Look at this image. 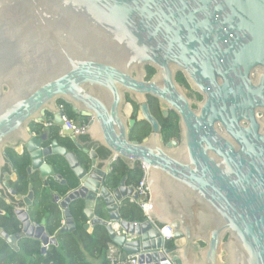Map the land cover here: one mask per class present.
I'll list each match as a JSON object with an SVG mask.
<instances>
[{
    "label": "water",
    "instance_id": "95a60500",
    "mask_svg": "<svg viewBox=\"0 0 264 264\" xmlns=\"http://www.w3.org/2000/svg\"><path fill=\"white\" fill-rule=\"evenodd\" d=\"M147 66L158 72L150 83ZM177 70L204 95L198 111L176 85ZM173 91L178 103L168 99ZM146 95L178 113L179 149L160 144ZM60 101L90 120L85 134L65 126ZM50 116L87 164L48 133L32 132ZM137 121L153 128L141 145L129 141ZM7 149L28 157V174L44 187L50 178L66 184L49 162L56 157L76 177L75 189L52 196L59 234L77 229L70 206L82 201L84 229L104 227L138 264H264V0H0V204L13 209L18 229L9 236L0 227V237L12 249L39 241L45 255L57 237L45 219L35 221L34 186L16 188ZM118 163L149 168L143 223L122 218L138 196L127 178L115 181ZM165 226L172 248L159 233Z\"/></svg>",
    "mask_w": 264,
    "mask_h": 264
},
{
    "label": "trees",
    "instance_id": "16d2710c",
    "mask_svg": "<svg viewBox=\"0 0 264 264\" xmlns=\"http://www.w3.org/2000/svg\"><path fill=\"white\" fill-rule=\"evenodd\" d=\"M59 106L63 108L69 120H76L77 116L74 114L72 107L60 101ZM82 122L88 124L90 122L87 118H82ZM32 132L40 134L43 126L32 125ZM59 129L57 127L52 128L50 133L51 139L62 142L63 146L73 150L82 164H87L88 159L81 151L76 149L72 143L68 140H64L59 136ZM10 157V160L14 164L15 172L18 176L19 191L26 193L29 185L34 186V190L37 194V205L34 209V215L36 216V223L46 220V230L49 236L57 235L60 239L59 247L50 246L45 255H42V244L39 241L22 240L19 243V252L10 250L7 243L0 239V264H91L87 257L99 260L101 264H108L107 252L108 245L111 243V239L107 230L102 226H97L95 232L91 235L84 229V225L87 223V218L84 215V205L82 201H77L71 204L70 212L73 216L74 222L77 226L76 234H59L62 228V217L60 211L55 205L51 203L52 196L55 193H59L61 196H65L70 190L75 189L78 185V181L71 170H69L65 161L56 157L49 162L53 165L56 175L62 176L67 179L68 185L60 186L59 184L48 181L47 187H44L42 182L38 179V176L29 177L27 174V168L29 167V159L26 155L19 156L12 150L6 152ZM127 167L122 163L116 165V171L119 176L115 178L118 182L126 174L130 175V171H127ZM138 182L142 178V171L139 169ZM122 218L130 223H143L147 220L142 209L135 204L127 203L122 213ZM2 225L7 228H14L15 232H18L17 223L13 218V213H10L6 218H0ZM201 246L205 245L201 243ZM168 248H172V242L167 243Z\"/></svg>",
    "mask_w": 264,
    "mask_h": 264
},
{
    "label": "flooded vegetation",
    "instance_id": "af4514ba",
    "mask_svg": "<svg viewBox=\"0 0 264 264\" xmlns=\"http://www.w3.org/2000/svg\"><path fill=\"white\" fill-rule=\"evenodd\" d=\"M212 63L214 67L217 68L218 63L215 60H212ZM145 77L143 80L146 83H150L153 79L156 78L157 70L155 68H152L150 66H147L145 68ZM174 81L176 85L184 92L185 97L188 101L191 103V109L194 111L199 110V105L204 102V95L199 93L194 87L190 84L188 77L185 75V73L181 70H177L174 75ZM213 91H216V88L213 89ZM146 103L149 106V111L152 117L156 120V122L159 125L160 132L155 133L157 136H159L160 144L163 146V148L167 149L169 144L176 143V146H172L174 150L179 149L182 147V131H181V125H180V117L178 113L170 108L163 109L162 103L159 99L154 98L150 95H146ZM172 102L178 103V93L176 91H173V96L168 97ZM126 103H130L133 108V115L131 119L137 120L138 112H139V106L133 103V100L129 94L126 95ZM44 132L45 130L42 129ZM52 129L46 131L50 135ZM153 135V128L151 125H149L147 122H138L136 125L129 130V141L130 143H136L138 145L143 144L146 140H149L150 137ZM60 145H62L61 141H58ZM63 146V145H62ZM8 150V149H7ZM6 150V152H7ZM103 154V152H101ZM140 165L135 164L134 168L132 170L127 169V171H130V175L126 174L123 176L124 178H127V184L128 186H131L134 191L137 186L138 182V173H139ZM28 174V172H27ZM28 176L35 177L37 175L31 174ZM135 204V203H134ZM137 205V204H135ZM0 208L6 212L8 215L10 213H13V209L8 206H4V204H0ZM2 220H0V227L4 229V232L8 234L9 236H15L16 232L14 228H7L5 229V226L2 224ZM0 239H2L0 237Z\"/></svg>",
    "mask_w": 264,
    "mask_h": 264
},
{
    "label": "built area",
    "instance_id": "2783aa9c",
    "mask_svg": "<svg viewBox=\"0 0 264 264\" xmlns=\"http://www.w3.org/2000/svg\"><path fill=\"white\" fill-rule=\"evenodd\" d=\"M63 111V108L60 107ZM64 112V111H63ZM65 126L72 130L74 136H79L85 134L90 124H86L82 122L81 119L76 120H69L66 117ZM54 121L53 117H49L47 121L43 125L44 130H50L51 128H54ZM61 133V132H60ZM62 134V133H61ZM142 171V178L140 179L139 183L137 184L135 188V193L138 196L137 200L131 199V202L134 204H137L142 211L144 212V215L146 218H148V211L150 206V188L148 185V166L145 164H142L140 166ZM160 236L164 242H170L174 238V232L173 229L170 226H165L159 229ZM124 254L114 245L110 244L108 247L107 252V260L108 264H138V258L137 257H124ZM47 264V263H42ZM52 264V263H49Z\"/></svg>",
    "mask_w": 264,
    "mask_h": 264
},
{
    "label": "crops",
    "instance_id": "0c3cea01",
    "mask_svg": "<svg viewBox=\"0 0 264 264\" xmlns=\"http://www.w3.org/2000/svg\"><path fill=\"white\" fill-rule=\"evenodd\" d=\"M52 129V128H51ZM46 131H48V130H45L44 132H46ZM35 175H37L38 177H39V174H35ZM39 179V178H38ZM50 181H53V179H49ZM67 179H65V178H63V181L64 182H66V184H64L63 182H61V183H57V184H59L60 186H66V185H68V182L66 181ZM53 182H55V181H53ZM56 183V182H55ZM76 225V224H75ZM96 228V227H95ZM95 228L93 229V231L92 232H89L88 230H86L87 231V233L89 234V235H91V234H93L94 232H95ZM76 231H77V229L74 231V232H72V233H68V234H76ZM50 237H54V236H50ZM55 237H57V241H58V243H57V245L55 246V247H59V245H60V239L58 238V236L57 235H55ZM20 241H22V240H20ZM20 241H18L17 242V247H18V249H15V248H11L8 244V246H9V248H10V250H12V251H14V252H19V250H20V247H19V243H20ZM111 241V240H110ZM110 244H113L112 243V241H111V243ZM110 244L108 245V247L110 246ZM124 257H126L125 255H123ZM127 258V257H126ZM87 259H88V261L91 263V264H101V262L99 261V260H96V259H94V258H90V257H87Z\"/></svg>",
    "mask_w": 264,
    "mask_h": 264
},
{
    "label": "clouds",
    "instance_id": "9594fccd",
    "mask_svg": "<svg viewBox=\"0 0 264 264\" xmlns=\"http://www.w3.org/2000/svg\"><path fill=\"white\" fill-rule=\"evenodd\" d=\"M50 117H51V116H50ZM77 119H82V118H78V117H77ZM55 127H56V126H55ZM43 130H44V129H43ZM59 131H60V130H59ZM59 134H60V133H59Z\"/></svg>",
    "mask_w": 264,
    "mask_h": 264
}]
</instances>
